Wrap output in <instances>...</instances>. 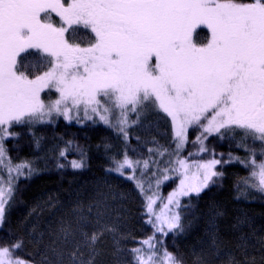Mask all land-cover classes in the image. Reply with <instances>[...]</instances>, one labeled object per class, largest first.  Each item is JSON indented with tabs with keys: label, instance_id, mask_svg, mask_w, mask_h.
<instances>
[{
	"label": "snow or ice",
	"instance_id": "snow-or-ice-1",
	"mask_svg": "<svg viewBox=\"0 0 264 264\" xmlns=\"http://www.w3.org/2000/svg\"><path fill=\"white\" fill-rule=\"evenodd\" d=\"M201 26L210 35L198 45L193 33ZM81 29L94 34L87 47L70 43L69 36L76 39ZM28 56L33 60L26 63ZM53 88L59 98L46 112L41 92ZM149 105L170 118L177 152L191 125L208 134L235 127L264 147V0H0V132L11 135L12 125H31L53 111L70 119L81 106L87 116L101 109L136 113ZM221 163L177 158L172 171L179 184L161 213L154 211L155 196L147 197L155 232L183 230L181 198L215 183L223 175L216 170ZM250 166L251 183L245 186L264 192V161L253 158ZM23 167L31 173L29 165L10 172L23 175ZM125 167H132L127 159L116 170L123 174ZM138 187L145 192L142 183ZM13 194L11 186L0 185V220ZM61 231L66 242L74 241V229ZM84 236L93 244L97 240L95 233ZM157 243L154 233L143 242L146 249H134L136 264H182L167 251L160 255ZM19 247L0 246V264H27L13 258ZM69 264L93 260H84L77 244Z\"/></svg>",
	"mask_w": 264,
	"mask_h": 264
},
{
	"label": "trees",
	"instance_id": "trees-1",
	"mask_svg": "<svg viewBox=\"0 0 264 264\" xmlns=\"http://www.w3.org/2000/svg\"><path fill=\"white\" fill-rule=\"evenodd\" d=\"M205 34L198 27L193 42L201 44ZM69 40L87 47L94 34L81 29ZM32 60L28 56L25 62ZM133 117L126 142L116 129L95 119L66 122L55 116L9 127L11 135L2 141L7 162L0 159V184L11 186L14 194L7 197L0 221V246L20 244L13 258L27 264H69L77 244L83 259L93 264H136L133 250L146 249L143 242L155 233L159 254L167 251L182 264L198 259L200 264H264V192L245 186L251 183L253 158L257 164L264 161V147L241 129L208 134L191 125L177 152L165 114L149 105ZM201 146L207 151L200 152ZM125 157L136 164L134 174H117V163ZM177 158L221 160L216 170L223 175L199 195L182 198L183 230L163 235L148 223L147 197H165L175 189ZM73 162L82 166L75 168ZM23 165L31 167L30 174L27 167L23 175L10 172ZM62 228L75 230L74 241L66 242ZM85 233L97 234L96 242L86 240Z\"/></svg>",
	"mask_w": 264,
	"mask_h": 264
},
{
	"label": "rangeland",
	"instance_id": "rangeland-1",
	"mask_svg": "<svg viewBox=\"0 0 264 264\" xmlns=\"http://www.w3.org/2000/svg\"><path fill=\"white\" fill-rule=\"evenodd\" d=\"M53 15H55V14L53 13ZM201 27H203V26H201ZM44 92H46V94H44L45 95L44 97L41 95V99L43 100V102H44V104L46 106L45 111L47 112V108L49 106H51L56 99L59 98V94L55 91L54 88L53 89H45V90H43L41 92V94L44 93ZM98 98L101 100L102 104H104L106 102V98H103V97H98ZM108 106L111 109V105L109 104ZM156 110H158V109H156ZM136 113H133L131 111H128L127 113H121V111L119 109H112L109 112H103V110L101 109L100 114L92 113L91 111H89L87 116H86L85 112H84V109H83V106H81L79 111L74 109L70 113V115H71L70 119H65V117L62 114H58V113L53 111L50 115H45L43 117L42 121H49L52 117H55V116L63 118L66 122H76L78 120H81V121L82 120L83 121L93 120L94 121V119H95V120L101 122L105 126H110V127L114 128V129H116L118 131L116 133H118L121 136H123V140L126 142L127 141V137H126L127 128H129V126H131L133 124V118H134L133 116ZM100 115H104L106 117V119L108 120V123H105L103 120H101ZM168 120H170V118ZM121 121H125V123L122 124ZM206 122L207 121H204V123H206ZM5 127H8V126H5ZM198 128L200 130H203L202 127L199 126V125H198ZM8 136L9 135H5L4 133L0 132V147H2V143H3L2 141L4 139L8 138ZM4 157H5V155H4V150H3V157L0 158L1 161L3 160ZM125 159H126V157H125ZM128 161H130V160H128ZM3 162H7V161H5V159H4ZM3 162H1V163H3ZM130 162L132 164V167H125L123 169V172H130V173L134 174V172H132V171H135V168H137V166H136V164L134 162H132V161H130ZM188 162L189 163H193L194 161L188 160ZM198 162L203 163V162H206V161L200 160ZM1 163H0V165H1ZM122 163H124V161L119 162L117 164L119 166ZM142 167L143 166H140V169H142ZM125 170H131V171H125ZM119 173H120V171H117V174H119ZM123 176H126V175H123ZM176 176H177V181H176L177 185H176L175 189L178 187V184H179V178H178V173L177 172H176ZM2 181H3V176H2V174L0 172V183ZM0 185H3L5 188L9 187L8 185H5V184H0ZM172 191H170L165 197L160 196L159 193H155V194L152 195V196H155L156 201H157L156 204H154V206H153L154 211L156 213H161V211L163 209V204L167 203V197ZM182 198H185V197H182ZM6 200H7V197H6ZM153 219H154V217H153ZM0 225H1V222H0ZM167 233H169V232L167 231V229H165V232L161 233V234L166 235Z\"/></svg>",
	"mask_w": 264,
	"mask_h": 264
},
{
	"label": "bare ground",
	"instance_id": "bare-ground-1",
	"mask_svg": "<svg viewBox=\"0 0 264 264\" xmlns=\"http://www.w3.org/2000/svg\"><path fill=\"white\" fill-rule=\"evenodd\" d=\"M204 28H205V30H206V34H205V35H206V37H208V36L210 35V33H209V31H208V29H207L206 27H204ZM200 43H206V38L204 39L203 42H200ZM190 128H191V126L189 127V129H188V131H187V134H188V132L191 130ZM232 128H235V127H232ZM235 129H238V128H235ZM238 130H240V129H238ZM187 134H186V135H187ZM213 134H217V133L214 132ZM185 142H186V141H185Z\"/></svg>",
	"mask_w": 264,
	"mask_h": 264
}]
</instances>
